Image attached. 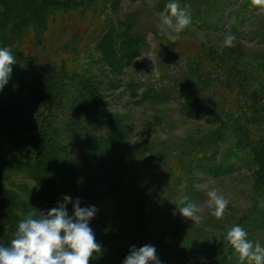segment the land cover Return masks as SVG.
I'll return each mask as SVG.
<instances>
[{
	"label": "rangeland",
	"instance_id": "374dc122",
	"mask_svg": "<svg viewBox=\"0 0 264 264\" xmlns=\"http://www.w3.org/2000/svg\"><path fill=\"white\" fill-rule=\"evenodd\" d=\"M244 1L208 0L220 10L216 27H202L192 20L175 42L168 39L167 29L158 27L165 11L162 5L169 0H93L82 16L79 11L77 18L60 16L62 24L47 39L57 33L61 44L66 38L70 42L52 53L57 64L62 60L67 65L64 77L55 82L68 91L76 86L80 71L90 76L96 87L92 96L98 97L109 123L113 120L125 130L115 134L112 152L101 159L86 132L93 130L95 137L104 131L106 118L101 111L97 122L94 116L71 120L66 116L69 107L63 105L70 102L62 100L43 109L39 104L44 96L48 102L45 87L33 83L39 93L32 99L19 84L27 73L15 74L10 78H17L12 86L0 91V100L8 109L3 108V116L13 119L15 125L25 124L30 135L19 143L16 135H10L7 148L0 138V197L8 194L24 217L33 213L40 217L46 205L50 210L63 202L54 187L66 180L73 183L71 191L81 194L80 206L98 209L89 225L102 253L94 255L90 264H122L132 245L145 244L156 248L162 264H242L225 238L236 224L244 228L248 240L264 247V152H245L248 162L236 161L233 168L225 158V167L221 166L222 157L235 143L216 140L217 123L210 120L230 112L228 99L221 96L233 95L223 90L220 81L227 75L235 79L234 94L242 93L240 97L244 95L250 103L255 100L256 110L264 118V96L260 100L259 94L251 96L259 89L253 70L254 57L264 53V6L254 10L252 3L242 6ZM192 9L196 16L214 17L216 13L208 10L205 0H198ZM73 24L78 36L72 39L76 34ZM124 26L139 29L145 43L134 51L121 74L113 71L118 66L110 64L98 46L104 33ZM236 28L242 37H236L234 47H225V36ZM196 92L198 103L211 109L201 110L203 116L196 110L192 114L183 105ZM152 94L157 98L148 99ZM66 134L70 140L44 154L41 170L45 178H38L39 168L33 161L38 148H45L49 138L63 140ZM18 147L26 152L25 157L17 154ZM78 151V161L68 160ZM62 164L78 168L80 174L74 169L56 177ZM212 189L229 201L222 219L213 216L208 207L207 192ZM185 196L199 207L201 223L180 215L177 204L183 206ZM42 199L47 202L44 206ZM66 207L72 215V203Z\"/></svg>",
	"mask_w": 264,
	"mask_h": 264
},
{
	"label": "trees",
	"instance_id": "16d2710c",
	"mask_svg": "<svg viewBox=\"0 0 264 264\" xmlns=\"http://www.w3.org/2000/svg\"><path fill=\"white\" fill-rule=\"evenodd\" d=\"M93 0H0V47H11L10 51L16 57L17 63L12 65V72L10 78H12L17 73L26 72L25 77H22L20 88L23 89L25 94H30L32 99L37 92L33 88V83H38L43 85L46 89V94L48 97V102L43 97L39 106L43 109L47 107V104L50 108L54 107L55 104H58L61 100L65 102H70V104H63L68 106L70 112L66 114L71 120L80 119L83 116H88L97 121L99 113L106 118V122L102 126L104 131L95 137L91 135L93 130H86L90 135V145L95 149L96 153L98 152L101 159H106L109 155H106V152H112V140L115 138V134L119 132H124V127L121 125H116L113 120L112 123H109L107 119L108 114L101 109L100 102L98 97H93L96 87L91 83L93 81L90 76L84 75L81 71L79 75V80L76 82V86L73 89L65 90V88H60L56 78L64 77L63 74L67 71V65L65 62L60 60L61 64L56 63L55 56L52 55L53 52L60 49V46L65 44L69 45L67 42L69 39L66 38V43L61 44L57 38V33L55 36H52V40L48 41L47 36L52 30H56V26L62 24L61 20H58L59 17L63 16H75L76 12L79 11V14L82 16L86 8H90ZM208 5L209 11H216L215 16H196L195 11L192 7H195L198 0H177L181 7L188 6V11L192 15V20L198 23L200 26H210L216 27L218 23V13L220 10L215 7L213 4L209 3L208 0H205ZM243 1V0H242ZM242 6L251 5L250 0H245L240 2ZM167 2L162 5L163 10L166 9ZM192 5V6H191ZM257 6H251V9H256ZM75 11V12H72ZM198 11V10H197ZM77 18V17H76ZM58 28V26H57ZM63 26H61V29ZM72 31L76 34L73 35L72 39L78 36L77 26L72 25ZM230 33L234 34L235 37H242L238 28ZM103 38H100L101 46L98 48L101 50L104 58L108 60L110 64L118 66L117 69H113L114 72L123 74V67L125 64L129 65V61L134 58V51L141 48L145 41L144 37L141 35L139 29L133 30L132 27H126L119 29L118 31L111 30ZM67 34H65V37ZM62 39V38H61ZM71 39V40H72ZM53 45V46H52ZM99 53V52H98ZM100 54V53H99ZM52 55V58H51ZM237 61V60H236ZM256 69L253 70L254 78L258 79V90H253L251 96L258 95L259 100L264 96V53H260L254 57ZM219 63H222L221 61ZM71 72L74 71V68L70 69ZM31 76V77H30ZM8 80V83L4 86L10 88L13 82L16 79ZM186 81H189V77H185ZM221 83L223 84V90L232 91L233 95H224L222 97L228 99L230 105V112L225 116H218L215 119H210L214 123H217L214 133L217 139H224V142L229 140L234 142V148L227 149V153L222 157L220 164L225 167L224 159H228L229 167L233 168L236 161L240 163L248 162V158L245 155V152L250 154H260L264 152V118L262 114L260 115L256 110L255 100H251V103L248 100H244L243 97H240L242 93L237 92L234 94L233 86L235 85V79L232 77L221 76ZM48 86V88H46ZM227 87V88H226ZM259 91V92H258ZM231 92V94H232ZM192 95V96H191ZM190 97L183 102L188 108L189 112L196 115L203 116L201 110L205 112H210L211 109L207 107H202V103H198L199 99L197 98L199 93H193ZM95 96V95H94ZM158 95L152 94L148 99L157 98ZM258 100V101H259ZM262 99L261 101H263ZM3 105H0V138L3 139V142L7 148V144L11 138L10 135H16L14 138L19 143V139L29 138L30 132L24 126L14 123V120L10 117L3 116V108L5 111H8L5 102ZM210 101V98H209ZM203 102H206L203 100ZM31 105L32 100H30ZM250 103V104H249ZM201 104V105H199ZM23 118V117H22ZM22 120V119H21ZM69 124L70 120L68 119ZM98 122V121H97ZM32 130V127H30ZM61 132V130H60ZM262 134V135H261ZM261 136L262 138H260ZM96 138V142H95ZM46 142L45 148H38L37 153H39L33 161L37 162L38 178H45L43 175L45 171L41 170L42 164H44L45 153L56 147L57 144L60 145V142H65L70 140L69 136L66 134L63 140L49 138ZM93 140V141H92ZM215 140V143H216ZM95 144V145H93ZM19 146V144H17ZM229 148V147H227ZM17 154L21 157L26 156V152L18 147L16 149ZM78 152L75 153V157L71 154V157L68 159L70 161H78ZM95 153V152H94ZM245 158V159H243ZM49 157H46V160H49ZM62 163V162H61ZM60 166L57 171L56 177L60 175L66 176L70 173H73L78 168H73L72 166L66 167L64 164ZM43 172V174H42ZM77 173L80 174V171L77 170ZM84 174V171H83ZM73 183L65 181L60 184L58 187H54V191L59 190L60 196L68 195L73 199L80 198L81 194L79 191H71ZM47 199V198H46ZM48 200V199H47ZM47 204L44 199H42V206ZM21 205L25 206V203L21 201ZM44 209L43 214H46L49 208ZM35 214V218L37 213ZM41 215V213H38ZM41 217V216H40ZM26 217L22 216L18 205L14 200L10 199L9 195L5 194L4 197H0V244L4 246H10L12 239L15 238V233L18 228V224L21 220ZM233 250V249H232ZM231 250V251H232ZM230 257L233 256V252H230ZM224 264H230V261L225 262Z\"/></svg>",
	"mask_w": 264,
	"mask_h": 264
},
{
	"label": "clouds",
	"instance_id": "9594fccd",
	"mask_svg": "<svg viewBox=\"0 0 264 264\" xmlns=\"http://www.w3.org/2000/svg\"><path fill=\"white\" fill-rule=\"evenodd\" d=\"M253 6H264V0H251ZM192 23L188 6L181 7L177 0H169L162 14V23L158 26L162 31L168 30V39L175 42L181 32ZM236 37L228 33L223 41L225 47H234ZM16 57L9 48L0 47V91L8 83L12 65ZM208 207L212 215L222 219L229 201L217 190L207 192ZM72 203V215H69L66 205ZM177 204V203H176ZM178 206L180 215L193 223H201L199 207L188 202L185 196ZM98 209L89 205L80 206V198L74 201L68 195L63 202H58L46 214L35 218L29 214L21 220L10 246L0 244V264H90L94 255L102 253L101 244L96 241L95 233L89 222ZM226 241L238 254L239 260L248 264H264V247L259 242L255 244L247 239V232L239 225L231 226L226 233ZM122 264H162L156 248L145 244L137 248L132 245Z\"/></svg>",
	"mask_w": 264,
	"mask_h": 264
}]
</instances>
